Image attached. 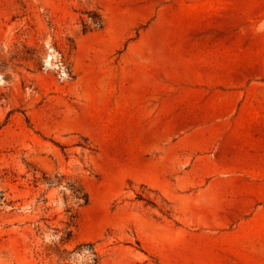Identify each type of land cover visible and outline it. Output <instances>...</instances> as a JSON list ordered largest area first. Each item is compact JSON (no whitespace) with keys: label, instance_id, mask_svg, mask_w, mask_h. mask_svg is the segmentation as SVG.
<instances>
[{"label":"rangeland","instance_id":"374dc122","mask_svg":"<svg viewBox=\"0 0 264 264\" xmlns=\"http://www.w3.org/2000/svg\"><path fill=\"white\" fill-rule=\"evenodd\" d=\"M231 1L216 23L264 73V0ZM172 2L0 0V264H167L159 228L178 214L184 165H138L140 125L156 115L138 105V53L186 27L191 12ZM180 62L174 50V80Z\"/></svg>","mask_w":264,"mask_h":264},{"label":"crops","instance_id":"0c3cea01","mask_svg":"<svg viewBox=\"0 0 264 264\" xmlns=\"http://www.w3.org/2000/svg\"><path fill=\"white\" fill-rule=\"evenodd\" d=\"M169 8L191 12L186 27L139 42L138 53V69L148 73L139 82L138 105L156 114L140 125L138 165L148 176L184 165L173 195L178 214L159 228L171 240L161 258L264 264V73L238 56L245 45L236 27L216 23L235 1L173 0ZM174 50H181L177 80ZM254 81L261 83L246 84ZM147 151L155 155L146 158Z\"/></svg>","mask_w":264,"mask_h":264},{"label":"trees","instance_id":"16d2710c","mask_svg":"<svg viewBox=\"0 0 264 264\" xmlns=\"http://www.w3.org/2000/svg\"><path fill=\"white\" fill-rule=\"evenodd\" d=\"M74 193L76 196H78L79 198H83L84 202H86L88 200V195L85 191H83V189L79 190H74Z\"/></svg>","mask_w":264,"mask_h":264},{"label":"bare ground","instance_id":"6f19581e","mask_svg":"<svg viewBox=\"0 0 264 264\" xmlns=\"http://www.w3.org/2000/svg\"><path fill=\"white\" fill-rule=\"evenodd\" d=\"M149 178H150V177H149ZM149 178L147 177V180H149ZM151 179H152V181H153V183H154L155 180H153L152 177H151ZM151 179H150V180H151ZM145 180H146V179H145ZM152 181H151V183H150V181H148V183L153 184ZM156 184H157V183H156ZM153 185H154V184H153Z\"/></svg>","mask_w":264,"mask_h":264}]
</instances>
